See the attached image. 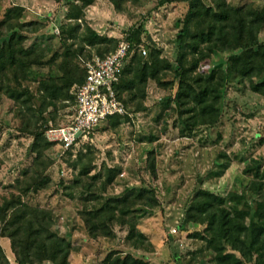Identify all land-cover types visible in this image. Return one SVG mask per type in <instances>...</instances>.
Listing matches in <instances>:
<instances>
[{"label": "rangeland", "instance_id": "rangeland-1", "mask_svg": "<svg viewBox=\"0 0 264 264\" xmlns=\"http://www.w3.org/2000/svg\"><path fill=\"white\" fill-rule=\"evenodd\" d=\"M72 1L2 0L0 10L11 4L26 5L22 21H38L40 26L36 32L26 28L18 46L30 48L36 54L44 52V59L50 61L55 54L60 57L64 50L59 35L61 25L68 21L67 13L73 8ZM204 1L211 3V0ZM229 1L234 5L252 3L264 7V0ZM94 4L86 8L85 15L87 23L100 34L120 41L130 28L143 26L141 40L147 48L146 57L153 47L162 50V61L169 68L165 79L173 81V85L163 87L150 80L144 105H131L116 128L110 127L109 119L100 123L94 131L93 141L86 143L90 148L80 147L87 154L76 165L74 162L79 149L75 148L73 154H69L54 143L38 163L42 173L51 177V183L38 192L26 194L20 190L17 180H24L21 175L23 169L33 163L34 155L29 150L33 136L19 130L22 119L18 116L17 105L0 92V203L15 193L21 194L29 204L45 208L46 220L52 228L70 238L75 245L71 254L72 264H105L104 258L113 250L132 253L149 264H214V253L206 249L203 240L194 236L196 231H203L205 225L186 223L185 211L200 187L224 196L230 191L247 193L246 199L252 204L255 200L264 201V189L253 194L249 187L255 179L252 174L244 173L245 167L254 161L264 165V95L251 90L249 79H225L221 89V109L214 113L216 124L196 127L192 136H185L187 131L178 117L175 104L170 101V105L165 107V103L167 99L173 100L178 90L177 36L187 3L174 1L159 5L158 0H131L124 5L122 12L116 11L109 0ZM260 37L264 40V29ZM87 49L91 53L96 52L94 48ZM231 53L216 52L208 56L198 71L208 76L217 71L225 77L226 62ZM59 57L56 62L46 63L41 71L47 73L55 68L62 60ZM79 62L83 67L82 60L76 58L75 65ZM26 84L31 89L37 87L34 81ZM69 100L58 101L56 107L45 111V121L37 122L36 128L46 130L50 126L68 124L75 110V102ZM35 103L39 105V99ZM160 112L162 116L157 119ZM153 156L157 176L149 167ZM89 162L94 166L89 176L104 165L121 167L114 183L104 192L105 196L119 194L133 184L156 189L159 206L143 207L136 218L148 241L136 243L126 240L119 225L115 230L122 236L117 239L104 236L93 239L87 235L79 213L85 206L80 199L85 188L75 186L73 180L82 165ZM220 172L221 175L216 176ZM89 181L90 177H83V182ZM100 185L101 180L92 190L102 192ZM96 205L99 203L90 202L87 206ZM174 229L177 230L175 233ZM1 243L11 264H15L9 239L4 238Z\"/></svg>", "mask_w": 264, "mask_h": 264}, {"label": "trees", "instance_id": "trees-1", "mask_svg": "<svg viewBox=\"0 0 264 264\" xmlns=\"http://www.w3.org/2000/svg\"><path fill=\"white\" fill-rule=\"evenodd\" d=\"M96 1H72L73 8L67 13L68 21L61 25L59 35L64 47L60 55L62 60L47 73L41 71L42 68L47 66L46 63L56 62L59 56L55 54L47 61L44 52L36 54L30 48L18 46L26 28L36 32L39 22H23L26 7L21 4H11L0 10V92L16 103L18 116L22 119L19 130L33 136L29 148L34 155L33 163L23 169L21 175L24 180H17L23 194L38 192L52 181L38 168V163L54 143L46 137L49 127L46 130L36 128V123L45 121L44 112L56 107L58 101L70 99L76 105L73 85L86 76L84 66L80 62V66L75 65L76 58L87 59L94 54L106 56L118 46V38L100 34L87 23L85 10ZM109 1L116 11L122 12L124 5L131 0ZM174 1L186 2L187 11L180 21L177 36L178 90L173 100L167 99L165 107L173 101L187 131L185 136L190 137L196 127L216 124L214 113L221 109V89L225 79H249L251 90L264 95V40L260 37L264 29V7L252 3L234 5L229 0H211L210 4L204 0H158V4ZM142 30L143 26H138L125 33L130 41L139 44L142 43ZM86 47L94 48L96 52L91 53L87 49L89 52L86 54ZM229 51L232 53L227 58L225 77L217 71L209 76L198 71L208 56ZM146 55L137 47L130 51L124 65L123 82L115 87L127 111L131 105H144L150 80L163 87L173 85V81L165 79L169 68L162 61V50L153 47L149 56ZM28 81L37 82V87L31 89L26 84ZM36 99H39V105H36ZM123 116L112 115L106 120L109 119L111 128H116ZM161 116L160 112L157 119ZM83 145L90 148L89 144H80L66 151L73 154L75 148L79 149L74 165L87 154L84 148H80ZM93 167L92 162L84 163L73 180L75 186L85 188L80 197L85 206L79 213L87 235L93 239L101 236L117 239L122 236L115 230L119 225L126 240L136 243L148 241L136 218L143 207L159 206L156 189L133 184L119 194L105 196L104 192L114 183L121 167L104 165L89 176ZM149 167L157 176L155 156L150 158ZM244 173L252 174L255 179L249 187L252 193L264 189V165L261 162L247 165ZM220 175L221 172L216 174ZM83 177H90L91 181L83 182ZM99 180L102 192L93 191L92 187ZM239 194L230 191L224 196L200 187L186 208V223L205 225L203 231H196L194 236L203 240L206 249L214 253V264H264V201L255 200L252 204L246 199L247 193L240 194L241 197ZM90 202L99 205L87 206ZM46 219V209L29 204L21 194L12 193L5 197L0 203V264H11L1 243L4 238L9 239L15 264H72L71 254L75 245L70 238L53 229ZM104 263L149 264L142 257L117 250L109 252Z\"/></svg>", "mask_w": 264, "mask_h": 264}, {"label": "built area", "instance_id": "built-area-1", "mask_svg": "<svg viewBox=\"0 0 264 264\" xmlns=\"http://www.w3.org/2000/svg\"><path fill=\"white\" fill-rule=\"evenodd\" d=\"M147 54L143 43H133L123 34L117 48L100 56L82 58L86 76L76 82L72 91L76 96L75 110L68 124L46 130L49 141L59 144L64 151L93 141V135L100 123L108 116L128 113L123 102L118 98L115 87L121 82L125 61L135 48ZM177 230L174 229L175 233Z\"/></svg>", "mask_w": 264, "mask_h": 264}, {"label": "crops", "instance_id": "crops-1", "mask_svg": "<svg viewBox=\"0 0 264 264\" xmlns=\"http://www.w3.org/2000/svg\"><path fill=\"white\" fill-rule=\"evenodd\" d=\"M101 1H104V0H97L96 2L100 3ZM96 4H97V3H96ZM21 5H23V6H25V7H26V5H25V4H21ZM32 5H33V4H32ZM93 6H95V4H94Z\"/></svg>", "mask_w": 264, "mask_h": 264}]
</instances>
